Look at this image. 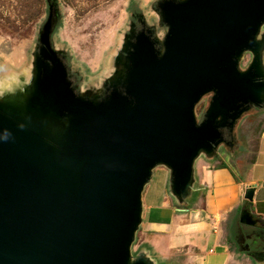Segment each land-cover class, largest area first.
<instances>
[{
    "label": "water",
    "instance_id": "water-1",
    "mask_svg": "<svg viewBox=\"0 0 264 264\" xmlns=\"http://www.w3.org/2000/svg\"><path fill=\"white\" fill-rule=\"evenodd\" d=\"M163 51L130 44L121 86L77 94L45 24L25 107L0 103V264H155L132 246L158 166L181 200L194 163L214 157L251 108H264V0H163ZM254 59L238 69L242 55ZM214 93L204 119L194 109ZM255 187L244 199L253 201ZM239 223L264 226L243 207Z\"/></svg>",
    "mask_w": 264,
    "mask_h": 264
},
{
    "label": "rangeland",
    "instance_id": "rangeland-1",
    "mask_svg": "<svg viewBox=\"0 0 264 264\" xmlns=\"http://www.w3.org/2000/svg\"><path fill=\"white\" fill-rule=\"evenodd\" d=\"M161 1L0 0V103L22 108L28 103L37 75L40 35L48 21L54 25L53 49L67 64L77 94L104 98L112 83L121 86L124 82L127 52L142 24L151 30L157 48L163 51L168 27L158 9ZM257 41L264 45V25ZM253 59L254 53L246 51L239 60V71H247ZM213 96L212 92L205 94L195 106L198 123L204 119ZM263 114V109L253 107L238 120L231 134L227 131V143L221 144L213 157L216 166L226 164L242 176L248 171L255 160ZM202 158L208 157L202 154L199 161ZM170 175L166 167H156L146 191L156 194L167 186L170 193ZM192 193L193 189L189 190L183 201ZM232 218L233 214L221 228L223 241L234 253L225 264H264L262 227H244L238 220L232 223ZM245 244L251 251L245 249ZM131 252L133 263L140 254L138 243L133 244ZM154 259L155 264H203L198 251L182 252L170 260Z\"/></svg>",
    "mask_w": 264,
    "mask_h": 264
},
{
    "label": "crops",
    "instance_id": "crops-1",
    "mask_svg": "<svg viewBox=\"0 0 264 264\" xmlns=\"http://www.w3.org/2000/svg\"><path fill=\"white\" fill-rule=\"evenodd\" d=\"M261 119L255 160L243 176L226 164L216 166L213 157L199 161L200 155L194 163L193 193L186 201L174 197L172 191L167 193V186L156 194L146 191L149 183L145 186L142 221L133 243H138L140 252L151 261L155 257L170 260L192 251H198L203 264H225L233 258L223 241V223L232 214V223L239 221L243 207L264 221V114ZM251 186L255 192L253 201L248 202L244 196Z\"/></svg>",
    "mask_w": 264,
    "mask_h": 264
},
{
    "label": "flooded vegetation",
    "instance_id": "flooded-vegetation-1",
    "mask_svg": "<svg viewBox=\"0 0 264 264\" xmlns=\"http://www.w3.org/2000/svg\"><path fill=\"white\" fill-rule=\"evenodd\" d=\"M142 27H141V29H139V28H137L136 29V31H135V35H134V37H133V39H132V42H134V40H135V37L138 35V34H140L141 32H145L148 36H150L151 38H152V33H151V30H148L145 26H144V24H142L141 25ZM153 39V38H152ZM65 62V61H64ZM70 77V76H69ZM70 79V78H69ZM71 81V80H70ZM72 82V81H71ZM72 85H73V82H72ZM226 134H227V131H226ZM255 219H257L256 217H254ZM244 227H249V226H244ZM255 227H262V229L264 230V226H262V225H260V224H257ZM251 229H254V227H250ZM248 248H250V246L248 245V244H245V249H248ZM249 251H251V248H250V250Z\"/></svg>",
    "mask_w": 264,
    "mask_h": 264
},
{
    "label": "trees",
    "instance_id": "trees-1",
    "mask_svg": "<svg viewBox=\"0 0 264 264\" xmlns=\"http://www.w3.org/2000/svg\"><path fill=\"white\" fill-rule=\"evenodd\" d=\"M247 209H248V207H247ZM263 223H264V221H263Z\"/></svg>",
    "mask_w": 264,
    "mask_h": 264
}]
</instances>
